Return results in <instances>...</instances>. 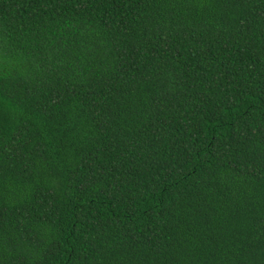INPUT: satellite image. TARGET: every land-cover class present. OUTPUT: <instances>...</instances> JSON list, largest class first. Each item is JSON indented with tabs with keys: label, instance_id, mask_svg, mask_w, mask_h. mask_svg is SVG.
<instances>
[{
	"label": "trees",
	"instance_id": "obj_1",
	"mask_svg": "<svg viewBox=\"0 0 264 264\" xmlns=\"http://www.w3.org/2000/svg\"><path fill=\"white\" fill-rule=\"evenodd\" d=\"M0 264H264V0H0Z\"/></svg>",
	"mask_w": 264,
	"mask_h": 264
}]
</instances>
